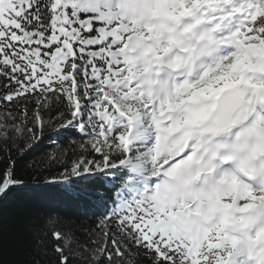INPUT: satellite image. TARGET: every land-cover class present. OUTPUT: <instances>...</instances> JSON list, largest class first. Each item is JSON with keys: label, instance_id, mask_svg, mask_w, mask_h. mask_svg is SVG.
<instances>
[{"label": "snow or ice", "instance_id": "6c2138e0", "mask_svg": "<svg viewBox=\"0 0 264 264\" xmlns=\"http://www.w3.org/2000/svg\"><path fill=\"white\" fill-rule=\"evenodd\" d=\"M0 162L25 264H264V0H0Z\"/></svg>", "mask_w": 264, "mask_h": 264}, {"label": "trees", "instance_id": "16d2710c", "mask_svg": "<svg viewBox=\"0 0 264 264\" xmlns=\"http://www.w3.org/2000/svg\"><path fill=\"white\" fill-rule=\"evenodd\" d=\"M55 146L47 139L24 157L13 153L18 161L16 175L18 178L33 182L37 171H42V162L46 155L55 151ZM5 163L0 162V172ZM47 175V173H45ZM49 207L59 208L66 215H76L88 225L97 219L96 210L74 200L56 186L36 193L26 188H13L6 195L0 196V235L5 246L0 254V264H25L29 260V246L23 242L26 236L24 225L33 218L42 215Z\"/></svg>", "mask_w": 264, "mask_h": 264}]
</instances>
